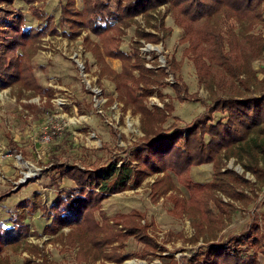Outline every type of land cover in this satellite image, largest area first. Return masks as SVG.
<instances>
[{
    "label": "trees",
    "instance_id": "trees-1",
    "mask_svg": "<svg viewBox=\"0 0 264 264\" xmlns=\"http://www.w3.org/2000/svg\"><path fill=\"white\" fill-rule=\"evenodd\" d=\"M24 1L41 21L39 26H26V15L14 5L15 0H0V90L19 86L42 94L46 105L51 106L54 90L39 81L33 58L47 34L70 40L82 36L84 52H91L97 62L96 82L101 85L109 80L115 85L117 95L110 96L106 105L118 102L124 112L140 114L143 132L142 141L131 149L129 161L112 172H107L106 164H79L71 157L62 163L53 154L55 174L51 180L61 193L52 203V218L44 232L57 235L66 250L78 246L77 264L123 263L130 258L124 252L130 238L142 244L139 256L162 255L167 248L152 234L154 224L145 212L134 209L110 217L103 210V201L110 195L140 187L155 175L150 183L153 201L166 198L173 217L191 220L195 234L188 241L203 242L184 264H264V214L243 231L217 237L230 215L231 201L248 203L251 197L246 190L253 192L254 186L246 173L227 167V161L236 157L244 171L251 172L264 187V95L248 93L256 73L253 62L264 58V32L251 31L264 23V0H84L83 10L77 8L76 0H60V29L44 8L46 0ZM168 14L183 31L182 41L188 44L184 55L192 61L199 83L214 95L209 111L186 128L180 124L163 126L171 104L162 108L148 103L156 87L169 84L164 80L171 73L176 80L171 85L180 100L199 99L196 93L188 92L179 77L182 63L175 56L166 57V66L153 68L142 54V39L158 44L165 39L161 33L171 32L165 22ZM139 16L145 17L146 25L156 32L142 27ZM236 23L241 30H236ZM134 25L136 37L127 51L122 48L123 36ZM107 58L121 60V70L114 69ZM154 61V65L159 64ZM84 65L85 72H90L88 60ZM222 78L231 80L232 85L238 82L242 89L216 96L214 85ZM227 87L231 89L229 82ZM157 94L165 98L159 90ZM25 106L43 111L33 103ZM216 113L221 117L216 119ZM14 147L18 148L17 143ZM204 163H212L213 178L198 182L191 171ZM64 178L73 180L75 186L62 187ZM25 219L22 210L14 226L0 229V264H8L2 255L9 246L19 245L33 234ZM65 228L69 231L64 232ZM24 262L31 264L30 259Z\"/></svg>",
    "mask_w": 264,
    "mask_h": 264
},
{
    "label": "rangeland",
    "instance_id": "rangeland-1",
    "mask_svg": "<svg viewBox=\"0 0 264 264\" xmlns=\"http://www.w3.org/2000/svg\"><path fill=\"white\" fill-rule=\"evenodd\" d=\"M14 5L25 13L26 26L37 27L41 24L24 0H15ZM76 6L83 10L84 0H76ZM44 8L47 14L53 15L60 29V0H46ZM160 10L164 13L165 6ZM137 19L146 30L156 32L146 25L145 17L139 16ZM165 22L171 29L169 35L161 33L165 39L158 44L142 39V54L148 60L147 65L153 68L166 66V57L175 56L182 63L179 77L188 87V92L196 93L199 99L180 100L171 85L176 81L171 73L164 80L169 84L156 87L148 103L162 108L165 103L171 104V109L166 110L167 121L163 126L169 128L180 124L186 128L189 123L209 111L214 104V95L199 83L192 61L184 55L188 44L182 41V29L177 26L171 14L165 17ZM136 28L135 25L131 26L123 36V49L130 51L136 37ZM241 29L242 26L237 24L236 30ZM251 31L263 33L264 23L255 25ZM87 32L88 29L83 34ZM92 37L98 39L93 34ZM75 52L79 53L78 58L82 63L88 60L90 72L83 74L84 69L75 59ZM109 59L107 58L113 67L114 61ZM156 59L158 65H154ZM117 60L120 64L121 60ZM33 63L39 81L54 90L51 106L46 105V98L42 94L22 90L19 86L0 90V229L14 226L16 215L24 210L25 222L33 232L21 244L9 246L2 256L8 264H25L26 259H30L31 264H77L75 256L78 246L66 250L57 235L44 232V227L52 218V203L57 194L61 193L51 180V176L55 174L51 158L55 154L62 163L71 157L79 164H106L107 172L115 171L129 161L131 149L142 141L140 114H134L132 110L124 112L118 102L111 107L106 105L110 96L117 95L115 85L109 80H103L101 85L96 82L97 62L91 52H84L82 36L70 40L63 35H45L42 49L33 58ZM253 67L256 73L252 89L248 93L263 96L264 58L254 61ZM228 82L231 89L227 87ZM214 88L216 96L233 92L237 88L242 89L241 84L233 82L232 85L228 78L216 81ZM158 90L164 99L158 96ZM28 103L40 106L43 111L26 107L25 104ZM219 117L221 114L216 113V119ZM183 133L188 134L186 129ZM14 143H17V149ZM227 167L240 174L246 173L254 186L253 192L246 190L251 197L248 203L231 201L230 215L226 216L218 230V238L247 229L252 221L260 220L264 214V187L251 172L244 171L236 157L227 161ZM191 175L198 182L211 180L212 163L194 166ZM155 178V175L150 176L140 187L110 195L103 201V210L110 217L128 214L134 209L145 212L154 224L152 234L167 251L162 255L141 257L138 252L142 249V244L130 238L124 247V252L130 254L129 259L123 263L105 261L103 264H184L186 257L203 243L188 241L195 234L191 220L188 217H173L169 212L171 204L166 198L153 201L150 183ZM174 179L181 192L188 197L187 190L175 176ZM61 186L74 187L75 183L64 178L61 179ZM68 231L69 228L64 229V232ZM261 260L264 262V255H261Z\"/></svg>",
    "mask_w": 264,
    "mask_h": 264
},
{
    "label": "built area",
    "instance_id": "built-area-1",
    "mask_svg": "<svg viewBox=\"0 0 264 264\" xmlns=\"http://www.w3.org/2000/svg\"><path fill=\"white\" fill-rule=\"evenodd\" d=\"M82 49H83V47H82ZM78 56H79V53H78V52H75L74 57H75V59L78 61L79 65L82 66V68L84 69V70H83V74H84V73H86V72H85V65H84L85 60H84V62L82 63V62L80 61V59L78 58ZM88 83H89V85H90V82H89V81H88ZM99 89H100V88H99ZM99 89H98V90H99ZM96 90H97V89H96ZM100 90H101V89H100Z\"/></svg>",
    "mask_w": 264,
    "mask_h": 264
},
{
    "label": "crops",
    "instance_id": "crops-1",
    "mask_svg": "<svg viewBox=\"0 0 264 264\" xmlns=\"http://www.w3.org/2000/svg\"><path fill=\"white\" fill-rule=\"evenodd\" d=\"M109 60H113L114 61V65H113V67H114V69H116L117 71H120L121 70V63L119 64V61L117 60V59H114V58H110ZM115 61H118V62H115ZM109 63H111V62H109ZM118 66L120 67V69H118Z\"/></svg>",
    "mask_w": 264,
    "mask_h": 264
}]
</instances>
